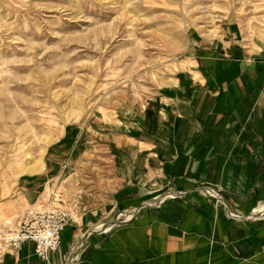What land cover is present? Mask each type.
I'll list each match as a JSON object with an SVG mask.
<instances>
[{
  "label": "rangeland",
  "instance_id": "374dc122",
  "mask_svg": "<svg viewBox=\"0 0 264 264\" xmlns=\"http://www.w3.org/2000/svg\"><path fill=\"white\" fill-rule=\"evenodd\" d=\"M233 31L264 41V0H0V227L33 205L104 203L127 121ZM197 189L231 218L250 216ZM158 190L145 207L184 196ZM114 219L99 226L132 218Z\"/></svg>",
  "mask_w": 264,
  "mask_h": 264
},
{
  "label": "crops",
  "instance_id": "0c3cea01",
  "mask_svg": "<svg viewBox=\"0 0 264 264\" xmlns=\"http://www.w3.org/2000/svg\"><path fill=\"white\" fill-rule=\"evenodd\" d=\"M231 36L127 121L112 152L116 189L75 210L78 224L66 226L57 252L43 260L26 242L0 250V264H264V41ZM201 184L250 216L231 218ZM158 188L184 196L145 207ZM115 216L132 219L101 229Z\"/></svg>",
  "mask_w": 264,
  "mask_h": 264
},
{
  "label": "built area",
  "instance_id": "2783aa9c",
  "mask_svg": "<svg viewBox=\"0 0 264 264\" xmlns=\"http://www.w3.org/2000/svg\"><path fill=\"white\" fill-rule=\"evenodd\" d=\"M75 210L52 204L26 207L11 226L0 227V250L15 252L26 242L34 244L37 257L48 260L60 249L67 225L78 224Z\"/></svg>",
  "mask_w": 264,
  "mask_h": 264
},
{
  "label": "bare ground",
  "instance_id": "6f19581e",
  "mask_svg": "<svg viewBox=\"0 0 264 264\" xmlns=\"http://www.w3.org/2000/svg\"><path fill=\"white\" fill-rule=\"evenodd\" d=\"M71 260H72V257L69 259V261H71ZM69 261H68V262H69ZM66 264H67V263H66Z\"/></svg>",
  "mask_w": 264,
  "mask_h": 264
}]
</instances>
